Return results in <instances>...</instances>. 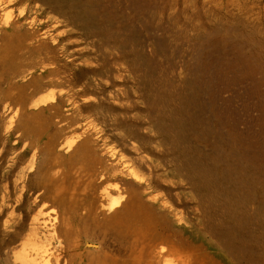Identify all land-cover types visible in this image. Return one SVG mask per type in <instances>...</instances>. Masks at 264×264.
Instances as JSON below:
<instances>
[{
    "label": "bare ground",
    "instance_id": "bare-ground-1",
    "mask_svg": "<svg viewBox=\"0 0 264 264\" xmlns=\"http://www.w3.org/2000/svg\"><path fill=\"white\" fill-rule=\"evenodd\" d=\"M13 7L22 9L16 15H1ZM109 22L96 11V0L0 1V161L6 162L8 172H18L13 187L8 177L0 186L5 188L0 196V226L5 238L24 240L29 246L21 264H78L82 256L78 237L68 242L59 239L55 246L40 244L55 240L54 234L61 230L75 229L80 211L87 210L77 194L67 196L61 184L52 195L33 189L41 186H28L38 169L39 142L47 129L42 113L50 110L55 112L57 167L63 149L75 151L83 161L94 155L84 138L89 136L86 132L61 147L62 134L74 120H84V113L108 123L114 133L111 138L120 141L124 153L135 155L108 165L98 163L95 176L100 186L111 180L125 181L139 192H128L119 185L102 188L104 204L95 219L122 232L141 234L158 247L146 264H165L166 255L176 256L182 264L192 259L197 264H264L255 229L257 203L264 228V188H258L255 179L254 145L249 143L247 151L240 152L236 141L209 144L208 129L190 113L196 96L188 84L180 91L144 89L139 95L144 112L132 113L137 104L126 85L128 53L116 34L109 36ZM99 41L103 44L97 47ZM141 63L137 61V70ZM62 109L71 115L64 116ZM191 141L206 144L207 164L199 163L194 150L186 146ZM56 171L59 182L60 170ZM7 188H20L19 194L12 196ZM160 189L165 195H155ZM164 197L188 211L176 213ZM66 206L68 210L62 212ZM48 208H57L58 217L52 222L45 220ZM156 211L173 216L176 227L183 226L191 236L171 237L166 221ZM47 230L54 234H45ZM124 258H116L115 264H129Z\"/></svg>",
    "mask_w": 264,
    "mask_h": 264
},
{
    "label": "rangeland",
    "instance_id": "rangeland-1",
    "mask_svg": "<svg viewBox=\"0 0 264 264\" xmlns=\"http://www.w3.org/2000/svg\"><path fill=\"white\" fill-rule=\"evenodd\" d=\"M21 9L5 8L1 15L11 12L16 15ZM96 11L111 20V23H106L109 36L116 34L128 53L126 85L132 102L137 104V110L132 113L144 112L143 101L139 98L144 89L180 91L185 90L188 84L190 93L196 96L190 113L197 117L200 126L208 129L209 144L222 142L223 145H232L236 141L238 150L244 152L252 143L255 179L258 188H264V0H96ZM101 44L99 41L96 46ZM83 47L92 48L86 44ZM115 52L119 54L118 49ZM137 61H142L140 70L135 67ZM152 80L159 82L151 84ZM182 80L186 84L181 83ZM62 111L64 116L71 115L65 109ZM82 116L84 120H74L70 123L71 128L62 134L61 147L86 132L89 136L84 138L88 139L94 155L83 161L75 151L63 149L59 158L61 165L57 167L56 153L59 149L53 147L56 129L52 124L55 112L42 113L47 129L39 142L38 169L31 175L28 186H41L33 189L52 195L61 184L67 196L75 192L80 204L87 210L80 211L82 217L75 229H64L55 234L47 230L49 233H44L54 234L55 240H44L40 244L55 246L59 239L68 242L78 237L82 255L78 264H115V259L122 255L129 264L150 263L149 257L158 247L155 248L147 238L99 224L95 219L104 204L102 188L119 185L128 192H139L138 188L125 181L111 180L100 186L95 176L98 163L108 165L117 163L120 157L133 158L135 155L122 151L120 141L111 138L114 133L103 119L89 113ZM186 146L190 151L194 150L199 163H208L205 155L209 149L204 142L191 141ZM118 168L122 169L120 165ZM56 169L60 170L59 182L56 180ZM8 170L6 162L0 161V186L8 177L13 187L18 172ZM135 170L145 173L138 168ZM39 176H44L42 181ZM168 180L176 181L173 177ZM94 188L98 190L93 191ZM19 190L7 188L12 196L19 194ZM175 191L189 190L176 188ZM4 192L5 188H0V196ZM165 193L164 189H160L155 195ZM164 202L176 213L188 211L185 207L176 206V201L166 200V197ZM192 206L189 204V207ZM256 209L259 214L255 227L257 251L261 254L264 252V228H261L259 203ZM56 210L48 208L45 220L52 222L58 217ZM67 210L66 206L62 212ZM156 216L166 221L171 237L183 239L191 236L183 226L177 228L175 218L166 212L156 211ZM4 232L3 226H0V242L4 243L0 248V264H21L29 246L24 240L13 242L5 238ZM200 244L198 240L197 248ZM165 264L182 263L176 256L166 255ZM189 264L197 262L192 259Z\"/></svg>",
    "mask_w": 264,
    "mask_h": 264
}]
</instances>
